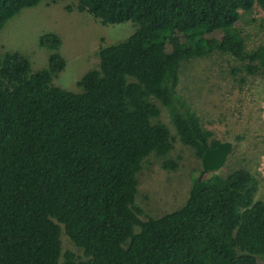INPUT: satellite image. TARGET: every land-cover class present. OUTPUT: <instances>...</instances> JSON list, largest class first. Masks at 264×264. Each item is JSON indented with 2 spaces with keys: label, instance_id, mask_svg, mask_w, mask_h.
Segmentation results:
<instances>
[{
  "label": "trees",
  "instance_id": "obj_1",
  "mask_svg": "<svg viewBox=\"0 0 264 264\" xmlns=\"http://www.w3.org/2000/svg\"><path fill=\"white\" fill-rule=\"evenodd\" d=\"M43 1L0 0V29ZM75 1L67 11L133 31L96 50L77 92L52 84L65 67L54 33L38 39L50 50L41 70L18 52L0 54V264H264V203L242 165L196 176L184 204L160 217L140 219L135 203L149 156L175 170L174 139L198 159L201 143H221L176 93L179 70L230 55L240 82L264 74V44L247 51L235 31L255 9L264 30V0ZM62 233L81 256L62 251Z\"/></svg>",
  "mask_w": 264,
  "mask_h": 264
},
{
  "label": "rangeland",
  "instance_id": "obj_2",
  "mask_svg": "<svg viewBox=\"0 0 264 264\" xmlns=\"http://www.w3.org/2000/svg\"><path fill=\"white\" fill-rule=\"evenodd\" d=\"M75 3L44 0L22 9L0 29V54L18 52L27 57L32 72L41 70L47 66L50 50L40 47L38 39L44 33H54L60 38L57 52L64 58L65 67L53 77L52 84L79 91L76 82L97 65L96 50L124 40L133 31V24L102 25L87 13L66 10ZM262 17V11L255 9L235 25L247 51L264 44ZM237 65L230 55L192 58L182 63L175 90L195 112L202 128L211 131L218 141L231 144L223 166L206 175L223 176L237 164L242 165L258 182L254 200L264 203V74L240 82V75L231 73ZM159 108L158 119L174 136L167 113ZM167 157L177 162L175 170L162 168L161 159L149 156L137 174L135 203L143 212L140 219L160 217L182 206L192 180L201 171L194 149L177 139ZM61 249L81 256L63 233Z\"/></svg>",
  "mask_w": 264,
  "mask_h": 264
},
{
  "label": "water",
  "instance_id": "obj_3",
  "mask_svg": "<svg viewBox=\"0 0 264 264\" xmlns=\"http://www.w3.org/2000/svg\"><path fill=\"white\" fill-rule=\"evenodd\" d=\"M202 156L201 171L198 174L197 180L200 181L203 176L209 172H213L221 168L230 152L231 144L229 142H221L215 148L209 149L201 143Z\"/></svg>",
  "mask_w": 264,
  "mask_h": 264
}]
</instances>
